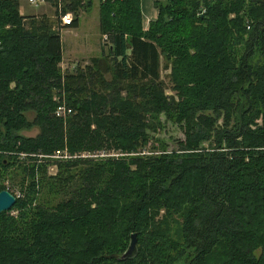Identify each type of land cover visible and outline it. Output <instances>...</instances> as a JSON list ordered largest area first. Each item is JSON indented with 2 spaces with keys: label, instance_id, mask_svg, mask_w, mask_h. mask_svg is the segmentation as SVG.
Returning a JSON list of instances; mask_svg holds the SVG:
<instances>
[{
  "label": "trees",
  "instance_id": "16d2710c",
  "mask_svg": "<svg viewBox=\"0 0 264 264\" xmlns=\"http://www.w3.org/2000/svg\"><path fill=\"white\" fill-rule=\"evenodd\" d=\"M63 1H51L55 17L74 15L60 28L76 29L83 0ZM99 5L107 54L87 76L62 75L59 31L0 0V158L129 156L60 162L50 193L70 197L34 220L28 198L46 167L29 163L17 216L0 214V264H264V0L156 1L146 33L139 0ZM160 59L175 97L159 82ZM61 102L65 119L54 116ZM160 115L182 131L178 149L130 156ZM33 127L34 139L18 134ZM131 234L137 256L119 262Z\"/></svg>",
  "mask_w": 264,
  "mask_h": 264
},
{
  "label": "rangeland",
  "instance_id": "374dc122",
  "mask_svg": "<svg viewBox=\"0 0 264 264\" xmlns=\"http://www.w3.org/2000/svg\"><path fill=\"white\" fill-rule=\"evenodd\" d=\"M35 4H38L39 0H33ZM58 4L62 0H57ZM140 1V7H142V3L145 0H139ZM156 1H163V0H153L152 5L154 8V2ZM63 2L68 3L69 0H64ZM32 3V4H34ZM100 0H93V2L90 5H84L85 2L80 1V4L82 7L78 10V15L83 14L79 17L80 25L82 28L84 37H75L73 34H71L73 29L69 28H60V18L55 19V17L50 22L49 19L45 17V21L49 23V26L51 27L52 31H59L60 39H61V51L63 58L61 59V63L59 64V67H61V74L64 75L67 74H78L79 72L87 73V68L91 67V60L93 58H101L103 55H106L107 53V45L103 44L102 37L107 36L106 34H99V27H98V12L100 9ZM51 5L53 6L54 3L51 2ZM54 13L56 12L55 7ZM155 12L157 10L154 8ZM74 15L73 11H69L67 13ZM63 15H60V17ZM58 20V21H57ZM38 21V20H37ZM28 21L25 23V28L28 27ZM51 24V25H50ZM54 26V27H53ZM149 27V25H148ZM147 28H143L142 26V32L146 33ZM78 44H89L90 46L93 45L90 50L86 53L88 56H82L81 58H75L76 56L72 53H69V49L73 47L74 45ZM100 49V50H99ZM90 52V53H89ZM90 54V55H89ZM161 66L159 69V82L163 83V91L165 93V96L168 98L175 97V92L171 90V83L169 81V71L166 70V64L164 63L163 59H160ZM105 81H110L111 74L105 73L104 74ZM58 95H54L56 98ZM170 100V99H168ZM27 118L32 121L33 114L30 113L27 115ZM159 125H157L156 130L149 132V136L151 137L150 142L146 144L147 146L143 149V151H139L136 154L130 155H139V156H149V155H158L162 153V151L166 150V152H170L173 150L178 149L177 143L179 141H183L184 135L182 131L177 127L174 123L166 121L165 117L160 115L158 118ZM20 136L24 138L34 139L38 134V128L33 127L29 128L28 130L21 131L18 133ZM101 151L92 152L90 153L93 156H97L100 154ZM101 153H104L105 157H92V158H80L82 160L91 159L92 161H105L108 159L111 160H119L121 158L129 157L127 154H122L119 152H115L114 150L109 151H103ZM7 156V155H6ZM38 155H25V154H19L17 157V164L14 163V159L12 156L1 157L0 161H5V164H8V168L5 170L1 164H0V191L6 190L11 195L17 198H25L27 194L26 188L27 185L30 184V177L26 175V171H23L24 168H27V165L29 163H35L36 165H44L46 167V175H45V182H44V188L43 184H40V187L34 192V194L31 196L33 199H29L28 201L30 204L28 205L27 209L33 214V220L36 217L37 209H52L55 206H57L59 203H61V200L64 198L65 200H68L70 197V194H65L63 197L62 193H50L51 192V180L50 178L56 176L58 174V165L59 163H55L56 167L54 166V162H48L46 159L42 158L39 159L37 157ZM11 160H10V159ZM37 159V160H35ZM35 160V161H34ZM77 160V159H75ZM70 161V160H68ZM73 161V160H72ZM66 162V161H60ZM20 163V164H18ZM60 163V164H61ZM38 179V177H37ZM39 182V180H37ZM10 216L16 217L17 214L15 211H10ZM70 238H66V241ZM181 264V263H179Z\"/></svg>",
  "mask_w": 264,
  "mask_h": 264
},
{
  "label": "crops",
  "instance_id": "0c3cea01",
  "mask_svg": "<svg viewBox=\"0 0 264 264\" xmlns=\"http://www.w3.org/2000/svg\"><path fill=\"white\" fill-rule=\"evenodd\" d=\"M18 1H19V13L23 17L38 18V17L44 16L47 19H49L50 22L55 17L54 8L51 5L52 0H39L38 4H35L33 0H18ZM152 1L153 0H145L142 3L143 5L141 7V14H142L143 28H147L149 23L156 19L157 12H155L153 8ZM81 15L80 14L78 15V27L76 29H73L71 32V34L79 38L86 36L85 34L83 35L82 33V28H81L80 21H79V17ZM98 27H99V23H98ZM99 34H100V31H99ZM92 46L93 45L90 46L89 44H86V43H83V44L77 43V45H74L73 47L69 49V53L74 54L76 56L75 58L77 57L81 58L82 56H88V54L86 53L90 50ZM94 59H97V58H93L92 60Z\"/></svg>",
  "mask_w": 264,
  "mask_h": 264
},
{
  "label": "built area",
  "instance_id": "2783aa9c",
  "mask_svg": "<svg viewBox=\"0 0 264 264\" xmlns=\"http://www.w3.org/2000/svg\"><path fill=\"white\" fill-rule=\"evenodd\" d=\"M73 21V16L71 13H67L60 17V26H69L71 25ZM103 44L108 43V37L103 36L102 37ZM72 114V110L70 108H67L64 102H61L58 104V106L55 109L54 116L58 119H65L66 117L70 116ZM106 155L104 153H100L97 156H93L91 154L83 153L79 156H71L68 154L67 150L64 149L62 151H56L51 155H38L37 157L42 160V158L46 159L48 162H54V166L56 167L55 163H60V161H68L72 159L77 158H92V157H105Z\"/></svg>",
  "mask_w": 264,
  "mask_h": 264
},
{
  "label": "water",
  "instance_id": "95a60500",
  "mask_svg": "<svg viewBox=\"0 0 264 264\" xmlns=\"http://www.w3.org/2000/svg\"><path fill=\"white\" fill-rule=\"evenodd\" d=\"M16 199L6 190L0 191V214L11 211L15 206ZM137 256V236L131 234L126 250L117 259L119 262L132 260Z\"/></svg>",
  "mask_w": 264,
  "mask_h": 264
}]
</instances>
